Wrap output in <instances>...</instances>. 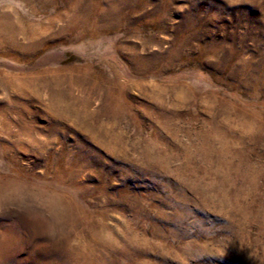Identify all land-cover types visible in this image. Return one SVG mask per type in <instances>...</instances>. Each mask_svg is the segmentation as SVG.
Wrapping results in <instances>:
<instances>
[{
    "label": "rangeland",
    "instance_id": "1",
    "mask_svg": "<svg viewBox=\"0 0 264 264\" xmlns=\"http://www.w3.org/2000/svg\"><path fill=\"white\" fill-rule=\"evenodd\" d=\"M0 264H264V0H0Z\"/></svg>",
    "mask_w": 264,
    "mask_h": 264
}]
</instances>
